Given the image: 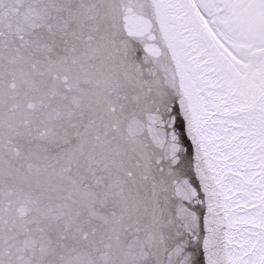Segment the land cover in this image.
I'll return each mask as SVG.
<instances>
[{"label": "snow or ice", "instance_id": "6c2138e0", "mask_svg": "<svg viewBox=\"0 0 264 264\" xmlns=\"http://www.w3.org/2000/svg\"><path fill=\"white\" fill-rule=\"evenodd\" d=\"M0 264H264V0H0Z\"/></svg>", "mask_w": 264, "mask_h": 264}]
</instances>
